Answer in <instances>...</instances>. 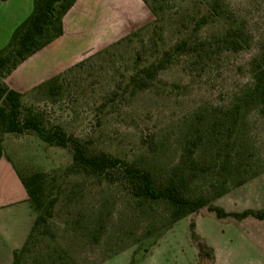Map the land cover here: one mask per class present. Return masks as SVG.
Masks as SVG:
<instances>
[{
    "label": "rangeland",
    "instance_id": "obj_1",
    "mask_svg": "<svg viewBox=\"0 0 264 264\" xmlns=\"http://www.w3.org/2000/svg\"><path fill=\"white\" fill-rule=\"evenodd\" d=\"M146 1L158 10L156 32L146 3L128 13L119 7L117 29L109 34L102 27L101 45L87 47L81 60L53 76L61 83L57 92L50 97L39 88L25 95V104L157 176L179 165L184 147L202 138L194 155L208 170L191 183L192 194H213L212 181L218 191L240 173L251 177L169 226L164 202H143L118 183L69 173L70 148L37 134H5L2 151L19 176L49 174L45 204L54 199L19 264H264V219L242 215L264 210V104L256 91L264 0H222L226 13L195 33L192 18L209 0ZM227 28L240 30L242 48L216 47ZM81 32L98 35L99 29ZM188 36L208 41L207 53L180 57L146 86H129L136 66L155 60L156 45L165 49ZM231 123V136L219 133ZM213 125L215 135L208 134Z\"/></svg>",
    "mask_w": 264,
    "mask_h": 264
},
{
    "label": "trees",
    "instance_id": "obj_2",
    "mask_svg": "<svg viewBox=\"0 0 264 264\" xmlns=\"http://www.w3.org/2000/svg\"><path fill=\"white\" fill-rule=\"evenodd\" d=\"M33 9L31 13L13 30L8 43L0 49V157L2 155V140L5 134L11 133L16 136L37 134L42 141L49 145L68 147L72 153V162L67 169L72 174H83L94 180H105L109 183H118L124 186L135 199L143 202H164L169 210L171 221L169 226L176 220L193 214L208 203L226 194L231 188L237 187L250 179L247 172L240 173L233 183L218 189L214 181L210 183L213 194H192L190 193L191 183L198 177L199 172L204 173L208 169L201 166L195 157V149L201 144L202 138L186 145L183 149L182 159L179 165L173 167L165 175H155L128 157L115 155L107 150L98 148L90 139L79 137L67 132L60 124L51 122L43 110L24 102L25 95L9 88L4 78L11 73L22 61L36 53L63 33V16L73 6L76 0H32ZM155 16L152 31L156 32L158 10L153 5L143 0ZM205 11L198 18H192V28L195 33L199 28L211 20L223 16L227 8L222 0H209L205 4ZM238 28H227L216 37L217 48L226 50H238L243 46V38ZM190 32V33H191ZM212 45V43H211ZM210 43L208 41L192 40L189 36L182 37L165 49H157L154 53L155 60L149 65L136 66L135 73L129 76V86H146L160 69L180 57L197 56L207 53ZM136 61V58H135ZM257 97L264 104V59L257 67ZM59 77L48 79L38 85L39 88H46V94L52 96L60 87L57 83ZM117 94V93H115ZM235 124L219 133L228 136L233 134ZM214 125L209 129L208 134L215 135ZM226 132V133H225ZM211 137V136H209ZM217 137H212L215 141ZM217 155L219 153L217 152ZM180 165H185L181 171ZM50 175L43 172H36L21 177V181L27 191L29 200L35 212V219L31 230L19 249L14 251L12 264L20 263V254L25 248L27 241L31 239L38 225L44 220V214H50L48 207L52 206L53 200L45 204L48 197L46 188ZM48 189V188H47ZM209 210L216 212L218 216L227 215L218 207L209 206ZM251 214L258 219H264V210L256 212H244L242 215ZM168 226V227H169Z\"/></svg>",
    "mask_w": 264,
    "mask_h": 264
},
{
    "label": "crops",
    "instance_id": "obj_3",
    "mask_svg": "<svg viewBox=\"0 0 264 264\" xmlns=\"http://www.w3.org/2000/svg\"><path fill=\"white\" fill-rule=\"evenodd\" d=\"M142 4L141 0H76L63 16L62 35L22 61L4 78V82L23 95L33 93L38 85L81 60L87 47L101 45V28L105 27L109 34L117 29L119 7L128 13L132 11L128 8L137 7L139 10ZM32 9V0H0V49L8 43L13 30ZM83 28L90 31L97 28L99 34L84 35L81 32ZM34 219L35 212L21 176L2 151L0 264L13 263L14 251L24 244Z\"/></svg>",
    "mask_w": 264,
    "mask_h": 264
}]
</instances>
